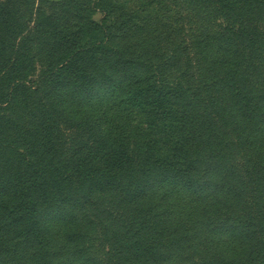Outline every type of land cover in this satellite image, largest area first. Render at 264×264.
Here are the masks:
<instances>
[{
	"label": "rangeland",
	"instance_id": "1",
	"mask_svg": "<svg viewBox=\"0 0 264 264\" xmlns=\"http://www.w3.org/2000/svg\"><path fill=\"white\" fill-rule=\"evenodd\" d=\"M63 1L0 0V3L13 2L10 8L22 22L23 34L28 37L37 33L34 23H39L40 13L50 18L64 14L52 5L56 2L63 3L68 11L74 12L75 6L84 8L85 42L90 38V22L103 24L105 12H109L114 21L121 20L122 16L138 17L137 26L141 31L136 30L133 39L126 37L114 43L100 36L98 42L108 41L107 47L114 50L124 44L123 47L130 49L126 56L135 61L142 54L148 69L136 67V76L161 80L167 85L166 90L177 87L187 93L186 101L172 104L176 108L172 116H160L152 122L142 110L131 105L130 98L115 103L109 97L103 99L96 91L85 95L79 103L73 100L77 97L70 95L73 99L58 107L61 112H53V141L47 150L53 153L56 149L54 156L34 148H30V152L39 155L42 164L54 167L68 164L75 170L74 166H80L86 159V166L98 169L100 161L89 155L100 148L101 135H104L101 130H106L108 135L127 142L130 150L138 155L147 152L154 160H173L175 149L180 151L178 157H181L183 145L187 156L178 161L186 166L185 162H192L203 152L206 163L202 164L210 165L214 171L208 172V166H203L196 177L197 181L207 177L213 180L209 197L205 198L208 208H204L202 200L193 197V190L179 195L170 190L158 195L154 206L137 207L128 206L126 200L117 192L108 191L109 188L93 195H89L87 189L88 198L83 199L81 186L62 183L64 194H74L81 204L68 214L51 213L54 216L49 217L45 237L52 252L49 264H264L259 252L264 250V59H251L244 70L255 105L252 116H243L240 109L243 103L233 101L224 84L225 71L213 64L220 57L219 53L214 54L215 42L210 38L206 40L213 46L210 51L213 55L194 43L210 35L216 38L219 32L218 19L211 9L196 5L202 1L111 0L118 5L117 9L102 6L104 11H98L97 0ZM66 23L75 26L69 18ZM262 27L264 29V22ZM111 31L104 30V33L111 35ZM30 48L36 51L31 53L35 70L30 80L34 81L47 59L45 48H39L38 44ZM106 48L108 55L118 57ZM92 54L90 51L87 57L91 58ZM98 61L100 56L94 59L96 64ZM91 66L96 68L92 62ZM237 80L239 85V78ZM194 106L199 108L198 117ZM18 109L16 114L21 115V122L33 120L22 107ZM10 112L5 115L11 117L7 114ZM12 116L17 120L15 114ZM193 134L197 136L196 143L201 144L194 149ZM210 138L216 147L209 145ZM207 150L214 152L212 156ZM226 190L229 194L223 197ZM142 234L146 241L140 243L141 248L121 250L128 247L123 245L130 243V236L133 240ZM11 238V243L5 244V257L1 260L0 256V264L34 263L29 259L30 242L23 241L18 233Z\"/></svg>",
	"mask_w": 264,
	"mask_h": 264
},
{
	"label": "trees",
	"instance_id": "2",
	"mask_svg": "<svg viewBox=\"0 0 264 264\" xmlns=\"http://www.w3.org/2000/svg\"><path fill=\"white\" fill-rule=\"evenodd\" d=\"M66 1L68 2V0L63 2ZM200 1L202 2H196V5L203 4L209 7L214 18L218 19L216 29L219 32L216 38L210 35L202 42L194 43L210 52L213 46L207 44L206 40L210 38L215 42L216 48L213 51L214 54L219 53L220 57L218 62L215 60L216 63L213 64L225 71L227 78L224 84L232 100L239 105L243 103V106H240L243 116H252L255 101L249 92L250 83L246 79L244 70H247V62H251V59H264L262 27L264 0ZM12 4L13 2L0 3L1 260L5 257V244L11 243L13 234L18 233L23 236V241L31 244L28 247H31L29 259L34 260L32 264H49L52 252L45 237L50 223L49 217L54 216L51 213L68 214L81 204L78 202L80 198L74 194H64L61 189L62 183L81 186L83 199L88 198L87 189L89 195H93L94 192L104 193L109 188L108 191H115L120 198L126 200L128 206L132 204L137 207L143 204L154 206L157 196L170 190L178 195L193 190V197L202 200L205 204L204 208L206 206L208 208L206 200L213 187V180L207 177L197 181L196 177L200 167L208 166V172L214 170L209 167L210 165L202 164L206 163V154L203 152L199 158H193L192 162H185L186 166L179 164L178 159L187 156L183 145L181 157H178L180 151L175 149L173 160H154L147 156V152L138 155V152L130 150L127 142L120 137L115 138L108 135L106 130H101L104 135H101L103 141L100 148L94 151L95 155L93 152L89 155L95 156L94 159L100 161L101 167L98 169L86 166V159H83L80 166H74L75 170L68 164L54 167L42 164L38 159L40 156L30 152L29 149L34 148L48 156H54L56 149H53V153L47 150L50 149L53 141L54 131L51 128L55 121L53 112H61L58 107L69 99L77 97L73 100L80 103L85 99V95H93L96 91L103 99L109 97L115 103L130 98L131 105L142 110L146 118L153 122L160 116H172L176 109L172 104L185 103L187 93L177 87L166 90L167 85L161 80L152 79V76L150 80L136 76V67L148 69L142 54L135 61L126 56L130 49L123 47L124 44L121 43L122 46H119L121 50L107 47L108 41H122V38L126 37L133 39L135 31L140 29V26H137L138 17L122 16L121 20L114 21L110 18V13L105 12L101 20L103 24L90 22V38L85 42L83 37L85 16H82L84 8L75 6L74 12L68 11L63 3L56 2L52 5L59 8V11H64V14L59 18H50L40 13L39 23H34L37 33L28 37L23 34L22 22L14 16L10 8ZM95 6L98 11H104L102 6L111 10L118 7L116 2L111 0H97ZM68 18L71 23H75V26L67 25ZM104 30L107 33L112 30L113 33L110 35L104 33ZM100 36L108 41L98 42ZM36 44L39 48H45L44 54L47 60L42 66L44 69L40 75L36 80L31 81V74L35 70L31 59L34 56L31 53L33 51L34 54L36 51L31 50L30 45ZM105 48L118 57L108 55ZM90 51L93 53L91 58L87 57ZM210 54L213 55L212 52ZM97 56H100L99 64L94 62ZM91 62L95 65V69H92ZM107 62H111L112 65ZM238 68L242 71L238 72L236 70ZM236 76L239 78V85ZM70 95H73V98ZM195 106L198 107L197 104ZM195 106L193 108L196 109L195 115L198 117L199 108ZM19 107L29 113L30 119L33 120L21 122V115L16 114ZM8 111H11L7 113L11 117L5 115ZM242 112L239 111V116ZM14 114L17 120L12 118ZM29 125L31 127H28ZM196 140L197 136L193 134V149L194 146L201 145L196 143ZM209 145L212 148L216 147L211 138ZM207 151L210 156L214 153ZM227 194H229L228 190L224 191L222 196L226 197ZM220 202L223 203L221 200ZM64 209L67 212H64ZM143 235L137 237L134 235L133 237L136 238L133 240L130 236V243L123 245L128 247L121 250L141 248L140 243L146 241ZM259 252L264 259V250L260 249Z\"/></svg>",
	"mask_w": 264,
	"mask_h": 264
}]
</instances>
